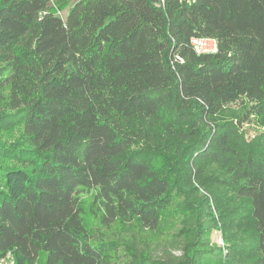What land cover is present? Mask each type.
<instances>
[{"label": "trees", "instance_id": "trees-1", "mask_svg": "<svg viewBox=\"0 0 264 264\" xmlns=\"http://www.w3.org/2000/svg\"><path fill=\"white\" fill-rule=\"evenodd\" d=\"M238 103L236 122L216 120ZM10 125L0 263L264 264V0H76L64 19L50 0H0ZM82 189L104 232L156 234L165 211L183 227L160 255L106 239L86 225ZM235 218L249 220L241 233Z\"/></svg>", "mask_w": 264, "mask_h": 264}, {"label": "rangeland", "instance_id": "rangeland-1", "mask_svg": "<svg viewBox=\"0 0 264 264\" xmlns=\"http://www.w3.org/2000/svg\"><path fill=\"white\" fill-rule=\"evenodd\" d=\"M76 0H50V7L51 11L58 15L60 18L64 19L68 9L74 4ZM242 106L238 104H233L230 106L225 107L217 116V121H230L236 122V118L241 114ZM0 131V143L8 144L9 142H16L21 137V128L19 126L10 125L5 127ZM254 128L252 124H243L242 129H250ZM250 134V132H249ZM252 135L246 134V139L251 140ZM176 142H180L181 144L186 143L187 141H179L176 139ZM132 151V148L130 149ZM5 166H13L12 163L7 165L4 160L0 159V167ZM203 170L205 171V175H212L217 174L219 170L218 165L216 164H205L203 165ZM16 167V166H15ZM79 199L81 201L83 210H84V219L86 222L87 227L93 234H101L104 233V237L106 239H117L120 242L123 241L124 243L131 242L135 244V246H140L142 248L144 244H148L154 246L155 254L160 255L162 248L165 247V240H168L170 237L175 236L183 227L178 221L177 216L172 211H165L162 213V227L160 231L156 232V234H148L143 231L138 230L136 227L127 229V230H120L118 227H113L110 231L104 232L99 228L98 221L96 216L93 214L91 210V202H92V191L88 189H82L79 191ZM243 204H236L234 207V212H241ZM232 221V230L239 233L241 228L244 230L245 225L249 220H237L236 218ZM246 231V230H245ZM248 232V231H247ZM241 233V232H240ZM246 233V232H245ZM239 235V234H238ZM212 242L216 243L217 245L223 247V241L217 232H213L212 234ZM225 253V251H224ZM213 258V257H212ZM207 262L210 261L209 256H207ZM44 258L41 256L37 262V264H44ZM9 264V262H6ZM3 264V263H0Z\"/></svg>", "mask_w": 264, "mask_h": 264}, {"label": "built area", "instance_id": "built-area-1", "mask_svg": "<svg viewBox=\"0 0 264 264\" xmlns=\"http://www.w3.org/2000/svg\"><path fill=\"white\" fill-rule=\"evenodd\" d=\"M190 46L200 53H215L216 52L215 41L209 38H192L190 40Z\"/></svg>", "mask_w": 264, "mask_h": 264}]
</instances>
